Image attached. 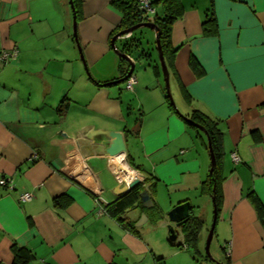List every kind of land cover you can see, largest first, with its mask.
Wrapping results in <instances>:
<instances>
[{
    "label": "crops",
    "instance_id": "1",
    "mask_svg": "<svg viewBox=\"0 0 264 264\" xmlns=\"http://www.w3.org/2000/svg\"><path fill=\"white\" fill-rule=\"evenodd\" d=\"M182 3L183 12L171 28L177 48L169 70L172 99L156 80L162 73L151 66L153 78L146 71L145 77L132 71L136 83L127 90L134 94L138 117L122 127L124 116L110 115L113 103L107 100L101 101L104 113L96 123H77L85 118L74 115V96L63 89L73 80L83 89L117 85L106 83L119 76V55L111 38L121 14L110 0H82L76 14L80 50L69 0H0V52L17 50L6 64L0 61V175L10 176L13 184L0 187V264H13V245L33 252L34 258L24 264L221 261L218 249L210 261L200 247L210 229L205 210L212 195L202 182L212 164L207 131L193 123V110L219 131L217 246L226 263L264 264V0ZM210 8L214 21L206 31L202 23ZM190 55L200 63L199 74L189 65ZM52 61L61 66L50 65ZM63 96L69 107L59 115L56 108ZM104 130L121 131L126 160L142 180L153 176L149 193L161 222L167 221L163 213L185 201L192 205L191 215L204 220L197 252L179 246L180 228L181 238L174 243L163 226L153 229L150 209L128 208L123 219L107 210L106 205L125 193V183L113 170L117 159L105 151L110 139L99 133ZM23 192L33 197L23 201ZM56 196H65L58 206Z\"/></svg>",
    "mask_w": 264,
    "mask_h": 264
},
{
    "label": "trees",
    "instance_id": "2",
    "mask_svg": "<svg viewBox=\"0 0 264 264\" xmlns=\"http://www.w3.org/2000/svg\"><path fill=\"white\" fill-rule=\"evenodd\" d=\"M147 1L151 10L150 9L148 10L147 7H142V3L140 2V0H110V3L121 14V21L119 26L117 27L118 30L114 32L113 36L119 31L123 29H128L141 22L154 23L155 32L158 35L163 58L169 73L170 68H172L173 66V59L175 52L177 50V48L172 44L171 41V28L174 20L177 19L183 12L184 9L183 3L182 0H147ZM72 3L74 5L76 14L79 15L82 0H72ZM211 9L212 8L209 9V13L206 15V18L202 23L203 29L206 31L208 30L207 25L214 21V13ZM121 38H125L124 40L131 39L127 43H124L121 52L126 53L130 57L131 53L134 50L135 52L137 51L138 57H144L145 59L147 58L149 60L151 59L150 66L158 75H161L162 70L159 60V54L157 58H152V54L150 52L139 50L138 49L139 45L137 44L139 40L133 38V33H131L127 38L126 36ZM155 49L157 51L156 40H155ZM189 65L196 73L199 74L200 63L195 58V56L190 55ZM130 66L131 64H129L125 58L119 56V64H118L119 76L111 80L115 81V79H120L126 76L130 69ZM130 75H132V73ZM127 78L128 77H126L122 82L124 83ZM96 82L100 83L98 81ZM68 107H69V100L66 96H63L56 110L59 113V115H64L67 112ZM191 120L202 125L206 129L207 134L210 138L211 146L216 159V165L214 166V169L210 172L208 178L202 182V189L205 187L208 190V192L212 195V198H214L216 211L218 212L220 205V194L217 187V181L219 179L217 176V162L220 157L219 131L214 126V124L210 122L207 116H205L204 114H202L197 110H193L191 114ZM129 165H131L130 162ZM131 167L133 166L131 165ZM151 179H153V176L143 178L141 184L126 191L124 194H122L120 197L115 199L113 202H110L108 205H106L107 210H110L112 214H114V216H116L118 219H123L122 213L126 209L135 206H141L142 208H144L141 204V199L139 194L142 190L145 189L144 184L149 183L148 181H150ZM153 185L154 182L149 183L146 189L152 192ZM62 197L65 196L54 197L53 202L55 206H58L60 203H62L61 201ZM65 199L67 201L70 200L69 197H66ZM254 202L258 211L261 212L262 206L259 203L258 199L254 200ZM150 215L152 222L162 217L161 211L158 208H156V205L150 208ZM203 224H204V220L201 217L190 215L189 218L186 220V222H184L180 227L183 236V241L179 243V246L186 248L190 247L191 249L194 250V252H197L196 248H197L198 235ZM170 242L174 243V241H170ZM12 252L14 255L13 264H24L25 261L34 258L33 252L25 246L13 245ZM157 264H165L163 258L158 259ZM226 264H229V262H227Z\"/></svg>",
    "mask_w": 264,
    "mask_h": 264
},
{
    "label": "rangeland",
    "instance_id": "3",
    "mask_svg": "<svg viewBox=\"0 0 264 264\" xmlns=\"http://www.w3.org/2000/svg\"><path fill=\"white\" fill-rule=\"evenodd\" d=\"M132 33H133V38H135L136 40L137 39L139 40V42L137 43L139 45V48H138L139 50H144L145 52H150L152 54V58L158 57V53L155 49V38L153 37V35H152L153 33H152L150 28L145 27V26L136 27L135 29H133ZM130 40L131 39L117 40L115 42L116 49L121 51L124 43H127ZM113 52H115L114 49H113ZM134 53H135V55H134ZM79 56L81 57V54ZM131 56H132L133 62H134L133 74L137 75L140 71V74L143 75L144 77L146 76V73H147L150 78H153L151 75V72H150V70H151L150 69L151 59L149 60L147 58L145 59L144 57H138L137 51L135 52L134 50L131 53ZM130 59H131V57H130ZM81 62H82V66H84V69L86 72L85 76H86V78H89V74L85 68V64H84L83 60ZM52 64H54L55 67H58V68L61 66V64L59 62H56V61H52L50 63V65H52ZM145 71H146V73H145ZM89 73H90V71H89ZM91 80L89 82L92 83ZM156 80H158L161 87L164 88L165 82H164L163 75H161ZM123 84L124 83L121 82L120 84H117V85H111V86L104 87V89H98V87H96V88L94 87L93 89H92V87L91 88L87 87V88L83 89V84L76 83L75 80L71 81L70 84H67L63 88L65 90L64 94L67 92V94L70 97L74 96L72 98L73 112L75 113L74 115H81L82 114L85 118V120H83L82 122L77 120V123H79V124L82 123L84 125L96 123L98 121V118L101 117L99 115L104 113V111L101 107V101L107 100L108 102L112 101V103H113V105H112L113 107L110 110H108L109 111L108 113H110V115H112L113 117H119V115L122 114L124 116L123 119L120 120V124H122V127L123 126L128 127V126L132 125L133 121L135 119H137V117H138V110L136 109V106L134 105V101H133L135 99L134 94L131 91L125 89ZM63 89H61L60 94L63 93ZM169 89H170V87H169ZM84 93H86V94H84ZM170 94H171V91H170ZM119 101H121V102H119ZM134 127L137 128V125H135ZM137 143H138L137 141L133 140L132 145L135 146V148H136ZM124 160L126 161L127 164H129V162L126 160L125 156H124ZM131 168L133 169V167H131ZM210 199H211V203H209V205L207 204V210H205V211H207V213H209V216H208L209 228L211 227L212 222H213V201H212V197ZM167 212L163 213V216L167 217V215H166ZM161 220H162L161 218L157 219L156 221L152 222L151 226L155 230L158 226H160V225L163 226V229H164L166 235L168 236V224H170V221L168 220V218H167V221L163 220L161 222ZM208 233L209 232L207 231V233H205V236L202 235V239L200 242V247H201L203 254H206L205 245H206ZM179 237L181 238V236H178V238ZM215 249H218L221 261L215 259L213 261L214 263H209V264H220V263L226 264L225 256L219 250V246H217L216 236H213L211 239V242H210V246H209V255H207L209 260L211 258H213V251Z\"/></svg>",
    "mask_w": 264,
    "mask_h": 264
},
{
    "label": "water",
    "instance_id": "4",
    "mask_svg": "<svg viewBox=\"0 0 264 264\" xmlns=\"http://www.w3.org/2000/svg\"><path fill=\"white\" fill-rule=\"evenodd\" d=\"M70 5L72 8V12H73V20H72L73 35H74V39L77 42V46L80 50V45L78 43V37H77V17H76V12H75L72 0H70ZM141 26L149 27V28H152L155 30V24L154 23H152V22H141V23H138V24H136V25H134L128 29H123V30L119 31L118 33H116L114 36H112V38H111L112 48L114 49V51L119 56L128 60L131 64V66H130V69H129L126 76H124L120 79H117L111 83H113V84L121 83L122 81H124V79L126 77H128L132 73V71L134 69V62L130 59V57L126 53L121 52L120 50L116 49L115 40L117 38H121V37H125L126 35H129L133 31V29H135L136 27H141ZM156 47H157V51L159 54V60H160L162 74L164 77L165 89H166L168 97L171 99V94H170V90H169V73H168V69H167V66L165 64L164 58H163V54L161 51V47L159 44V39H158L157 34H156ZM81 58H83L82 54H81ZM111 83L109 82L107 84H111ZM193 123L205 131V128L202 125H200L196 122H193ZM99 133L106 135L110 139V141H109V143L105 149L108 156H117V155H120L122 153H124V154L126 153V150H127L126 142L124 139V135L121 131L104 130V131H100ZM208 146H209V150H210L211 164H212L210 171H212L213 166L215 165V157H214V153H213V149L211 146L209 136H208ZM141 182H142V179L135 178L128 185L125 184L124 191L126 192V191L134 188L135 186L141 184ZM139 196L141 199V204L144 208L150 209L154 206V200H153L152 196L150 195V193L147 189L142 190L140 192ZM212 201H213V206H214V218H213V222H212V225L209 229L208 237L206 240V245H205L206 255H209V246H210V242H211V239L213 236L215 216H216V206L214 204V198H212ZM191 210H192V205L190 204L189 201L181 202V203L173 206L170 210H168L166 215H167L168 220L170 221V224H168V232H169L168 233V239L170 241L176 240V238L178 237V230L177 229L180 228L182 226V224L184 222H186V220L189 218V216L191 215ZM141 217H143L145 219L147 218L145 213H142Z\"/></svg>",
    "mask_w": 264,
    "mask_h": 264
},
{
    "label": "built area",
    "instance_id": "5",
    "mask_svg": "<svg viewBox=\"0 0 264 264\" xmlns=\"http://www.w3.org/2000/svg\"><path fill=\"white\" fill-rule=\"evenodd\" d=\"M140 2L142 3V7H147L148 10L150 9L147 0H140ZM16 54H17V50L16 49L2 50L0 52V61L3 64H6L9 61V59L10 58H14L16 56ZM135 83H136L135 76L134 75H129L128 78L126 79V81L124 82V85H125L126 89H132V87H133V85ZM233 160L236 161V162L239 160L238 156L235 153H233ZM128 166L131 167L129 164H128ZM113 170H114L115 174L117 175L118 179L123 181L126 185H128L135 178H140L141 179V176L139 175V173L134 168L132 169L134 171V175L126 176V177H120L119 176L120 171L115 170V169H113ZM0 187L12 188L13 187L12 178L10 176L0 175ZM32 197H33V194L31 192H23L20 195V199L23 200V201L30 200Z\"/></svg>",
    "mask_w": 264,
    "mask_h": 264
},
{
    "label": "bare ground",
    "instance_id": "6",
    "mask_svg": "<svg viewBox=\"0 0 264 264\" xmlns=\"http://www.w3.org/2000/svg\"><path fill=\"white\" fill-rule=\"evenodd\" d=\"M110 157H113V159L114 158L117 159V164L116 163H112V167L115 170L120 171V173H119L120 177H126V176L134 175V171L132 170L131 167L128 166V164L124 160V153H122L120 155H117V156H110Z\"/></svg>",
    "mask_w": 264,
    "mask_h": 264
}]
</instances>
